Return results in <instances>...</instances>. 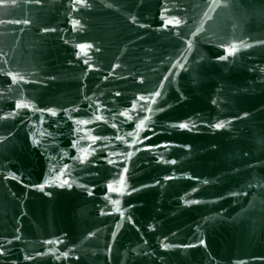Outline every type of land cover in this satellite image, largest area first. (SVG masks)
<instances>
[{"label": "water", "instance_id": "water-1", "mask_svg": "<svg viewBox=\"0 0 264 264\" xmlns=\"http://www.w3.org/2000/svg\"><path fill=\"white\" fill-rule=\"evenodd\" d=\"M0 264H264V0L0 4Z\"/></svg>", "mask_w": 264, "mask_h": 264}, {"label": "snow or ice", "instance_id": "snow-or-ice-1", "mask_svg": "<svg viewBox=\"0 0 264 264\" xmlns=\"http://www.w3.org/2000/svg\"><path fill=\"white\" fill-rule=\"evenodd\" d=\"M6 2V0H0V4H2V3H5ZM13 2H15V0H13ZM78 2L79 3H84L85 2V0H78ZM27 21H25V23H26ZM73 23H74V25L75 24H78L79 23V21H73ZM166 25L167 24H176V25H178V24H180V20H178V19H175V20H167L166 22ZM81 47V49H84L86 46L85 45H81L80 46ZM229 53L230 54H232V53H234V52H236L237 51V46L236 45H232L230 48H229ZM223 58V57H222ZM19 79H23V77L21 76V77H19ZM12 80H13V83H15L16 81H17V77L16 76H13L12 77ZM156 95H159V93H156ZM141 99H145V98H141ZM17 107L19 108V107H28V105H26V104H17ZM53 115H55V113L53 112L52 113ZM97 119H100V117H97ZM143 125H144V121H141L140 122V124L138 125V128H142L143 127ZM225 125L223 124V123H218V124H216L215 125V127L216 128H222V127H224ZM178 127H180V128H188L189 127V125L188 124H180V125H178ZM122 183V182H121ZM63 184H68V181L67 180H64L63 181ZM61 186H63V185H61ZM69 186H71V185H69ZM43 187H44V185H40V189L41 190H43ZM114 189L112 188V186L110 185L109 186V191H113ZM114 203H118V202H114ZM51 243V242H50ZM66 255V254H65Z\"/></svg>", "mask_w": 264, "mask_h": 264}]
</instances>
